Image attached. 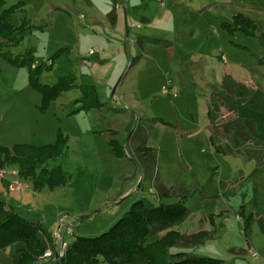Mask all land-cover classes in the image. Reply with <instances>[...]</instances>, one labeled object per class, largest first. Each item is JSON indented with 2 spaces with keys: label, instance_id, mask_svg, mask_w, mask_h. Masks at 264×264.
Listing matches in <instances>:
<instances>
[{
  "label": "rangeland",
  "instance_id": "rangeland-1",
  "mask_svg": "<svg viewBox=\"0 0 264 264\" xmlns=\"http://www.w3.org/2000/svg\"><path fill=\"white\" fill-rule=\"evenodd\" d=\"M10 6H17L15 27L23 21L42 27L12 49L14 55L31 51L36 66L53 61L40 69L37 82L52 88L73 78L40 109L28 68L0 59V146L66 139L64 156L44 166L60 167L63 185L35 190L17 166L0 169V199L51 237L52 248L34 264H54L75 236L107 231L140 198L155 205L184 201L188 209L186 220L169 230L177 243L168 258L264 264V163L243 148L232 151V133L221 129L232 114L222 112L213 124L206 115L225 75L264 91V66L258 65L264 62V0H4V9ZM237 15L252 22L255 35L232 26ZM82 87L93 88L102 106L82 108L88 104ZM153 119L165 123L153 124L147 137L156 151L158 182L168 190L161 198L137 170L131 136ZM244 220L250 221L246 232ZM14 252L13 246L0 250V264H13Z\"/></svg>",
  "mask_w": 264,
  "mask_h": 264
},
{
  "label": "trees",
  "instance_id": "trees-1",
  "mask_svg": "<svg viewBox=\"0 0 264 264\" xmlns=\"http://www.w3.org/2000/svg\"><path fill=\"white\" fill-rule=\"evenodd\" d=\"M16 9L17 6L4 9V0H0V59L15 67L28 68V85L40 94V109H45L61 91L69 89L67 81L72 84L73 78L71 76L62 78L52 88L40 85L37 82V74L41 68L48 69L53 61L50 59L51 63L48 66H36L31 51H26L22 55L12 53V49L20 45L30 30L42 29L41 26L28 25L25 21L15 27L12 24V16ZM108 18L114 24V12H110ZM227 26L229 25L224 24L223 28ZM232 26L251 36L255 35V26L241 15L234 17ZM260 37H264V29ZM167 45L165 47H168ZM61 52L59 50L52 59ZM258 65L264 66V62L259 60ZM220 89V94L211 95L206 114L208 120L213 124L221 117L222 112L232 114L234 118L221 127L224 131L232 133L230 137L232 151L243 148L249 158L262 165L264 91L259 87L253 88L237 82L229 75L222 78ZM81 91V99L83 101L88 99V104L84 103L82 108L102 106L93 88L82 87ZM157 122L164 123L161 119H153L147 128H140L142 132L139 135L134 130L131 136L135 137L134 142L137 143L135 148L139 160L137 170L144 180L154 182L157 195L161 198L167 195L168 190L158 182L160 178L156 170V151L147 147L148 134L153 130V124ZM131 136L127 142L132 139ZM218 150L217 147L216 151L219 152ZM65 151L66 139L60 135L54 144L39 147L25 144L14 145L11 148L0 146V169L5 165H15L18 167L17 175L32 180L35 190L43 187L53 189L66 182V174L60 167L47 169L44 166L49 160L64 156ZM36 166L41 168L37 170ZM188 215L184 201L155 205L140 198L132 203L128 211L107 231L92 237L75 236L54 264H224L218 259L206 256L174 254L167 257L168 249L177 243V237L169 230L185 221ZM246 220L243 223V232L249 228L250 221ZM166 230L161 239L148 243L151 236ZM11 246L15 247L13 264H34L37 257L50 246L52 248V240L39 223L19 215L0 199V250Z\"/></svg>",
  "mask_w": 264,
  "mask_h": 264
},
{
  "label": "built area",
  "instance_id": "built-area-1",
  "mask_svg": "<svg viewBox=\"0 0 264 264\" xmlns=\"http://www.w3.org/2000/svg\"><path fill=\"white\" fill-rule=\"evenodd\" d=\"M93 55V51L89 50L87 56L83 59V64L86 65V66H90V62H89V58ZM1 176V175H0ZM59 233V232H58ZM66 246L63 247V250ZM63 250H62V253H63ZM251 251V256H255L256 254L254 253L253 250H250ZM62 253L59 255V257L62 255Z\"/></svg>",
  "mask_w": 264,
  "mask_h": 264
}]
</instances>
